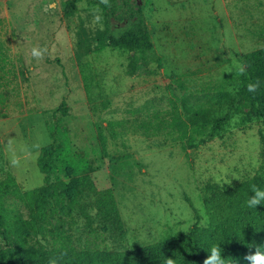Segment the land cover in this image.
Segmentation results:
<instances>
[{"label": "rangeland", "instance_id": "rangeland-1", "mask_svg": "<svg viewBox=\"0 0 264 264\" xmlns=\"http://www.w3.org/2000/svg\"><path fill=\"white\" fill-rule=\"evenodd\" d=\"M0 18V41L24 73L0 115L1 250L19 246L21 228L33 248L133 251L206 228L205 186L262 171L264 128L236 99L234 62L264 47V0H0ZM135 18L150 47L110 45L108 31ZM62 100L74 148L113 212H98L93 195L58 208L39 232L26 194L55 181L37 159ZM209 105L212 118L229 114L225 130L189 149L177 118Z\"/></svg>", "mask_w": 264, "mask_h": 264}, {"label": "trees", "instance_id": "trees-1", "mask_svg": "<svg viewBox=\"0 0 264 264\" xmlns=\"http://www.w3.org/2000/svg\"><path fill=\"white\" fill-rule=\"evenodd\" d=\"M4 22L0 18V29ZM110 45L120 49L149 48L145 28L139 20L130 19L121 27L107 33ZM18 62V63H16ZM243 73H238L236 99L248 108L247 114L260 121L264 128V47L243 55ZM22 62L15 61L0 41V115L5 116L11 97L19 95L20 78L24 76ZM259 81L256 91H248L249 84ZM212 105L184 107V118H177L178 130L189 149L221 135L229 114L212 118ZM58 116L49 124L50 143L43 147L37 159L38 170L48 181H55L26 194L32 224L41 232L43 224L51 225L58 208L64 204L81 206L89 197H96L95 208L110 217L113 212L105 193L97 191L91 178L92 167L86 153L78 152L72 143L64 121L70 117L65 100L56 111ZM264 157V143H263ZM60 175L68 179L64 182ZM253 186L264 190L262 171L232 187L207 184L205 192L209 224L188 234L162 240L133 251L76 250L69 245L31 247L26 233L20 228L21 242L14 250L0 249V264H166L168 257L176 264H203L213 245L221 247L227 264H249L244 257L257 246L264 251V204L247 207Z\"/></svg>", "mask_w": 264, "mask_h": 264}, {"label": "clouds", "instance_id": "clouds-1", "mask_svg": "<svg viewBox=\"0 0 264 264\" xmlns=\"http://www.w3.org/2000/svg\"><path fill=\"white\" fill-rule=\"evenodd\" d=\"M101 2L107 4L108 0H101ZM100 21L101 17L99 15H96L94 17V23H99ZM45 51L46 49L33 48L32 55L36 58H42ZM234 67L238 72H244L243 65L234 62ZM258 87L259 81H257L255 84H249L248 91L254 92L257 90ZM11 164L13 166H16L19 164V160L13 158L11 160ZM246 204L249 208H257L258 205L264 204V190L253 186V195L247 200ZM189 228L190 225H185L184 231L187 232ZM261 249V247L257 246L255 248V251L249 252V254H247L244 259L247 260L249 264H264V251H261ZM208 253L209 254L204 259L203 264H227V259L223 257L221 247L219 245H213L208 251ZM166 264H176V260L171 257H168L166 260Z\"/></svg>", "mask_w": 264, "mask_h": 264}]
</instances>
